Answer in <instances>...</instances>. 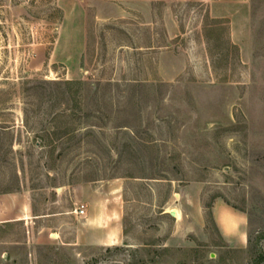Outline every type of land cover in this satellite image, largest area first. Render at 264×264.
<instances>
[{
	"label": "rangeland",
	"instance_id": "rangeland-1",
	"mask_svg": "<svg viewBox=\"0 0 264 264\" xmlns=\"http://www.w3.org/2000/svg\"><path fill=\"white\" fill-rule=\"evenodd\" d=\"M0 264H264V0H0Z\"/></svg>",
	"mask_w": 264,
	"mask_h": 264
},
{
	"label": "crops",
	"instance_id": "crops-1",
	"mask_svg": "<svg viewBox=\"0 0 264 264\" xmlns=\"http://www.w3.org/2000/svg\"><path fill=\"white\" fill-rule=\"evenodd\" d=\"M32 211V205L26 202V205H24L25 215H29ZM100 212L105 214L106 210L101 209ZM212 212L222 236L229 244L234 246H243L247 242L248 219L245 215L232 210L226 204L221 202L214 204ZM63 215L64 217H67L69 214L65 213ZM23 221H25V219H23ZM65 222L66 218L64 219V223ZM121 223V212L118 208L116 211V243L120 242L122 236L124 235Z\"/></svg>",
	"mask_w": 264,
	"mask_h": 264
},
{
	"label": "built area",
	"instance_id": "built-area-1",
	"mask_svg": "<svg viewBox=\"0 0 264 264\" xmlns=\"http://www.w3.org/2000/svg\"><path fill=\"white\" fill-rule=\"evenodd\" d=\"M86 214H87L86 207L82 206L79 211V215L83 217V216H86Z\"/></svg>",
	"mask_w": 264,
	"mask_h": 264
},
{
	"label": "bare ground",
	"instance_id": "bare-ground-1",
	"mask_svg": "<svg viewBox=\"0 0 264 264\" xmlns=\"http://www.w3.org/2000/svg\"><path fill=\"white\" fill-rule=\"evenodd\" d=\"M173 214H175V216H177L178 215V211L177 210H174L173 211Z\"/></svg>",
	"mask_w": 264,
	"mask_h": 264
},
{
	"label": "water",
	"instance_id": "water-1",
	"mask_svg": "<svg viewBox=\"0 0 264 264\" xmlns=\"http://www.w3.org/2000/svg\"><path fill=\"white\" fill-rule=\"evenodd\" d=\"M173 217H175V214H172Z\"/></svg>",
	"mask_w": 264,
	"mask_h": 264
}]
</instances>
